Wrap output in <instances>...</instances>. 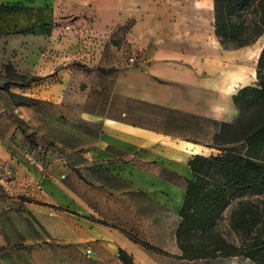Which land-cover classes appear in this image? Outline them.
Segmentation results:
<instances>
[{"label":"crops","instance_id":"0c3cea01","mask_svg":"<svg viewBox=\"0 0 264 264\" xmlns=\"http://www.w3.org/2000/svg\"><path fill=\"white\" fill-rule=\"evenodd\" d=\"M51 2L48 22L72 20L65 34L95 20L115 28L131 16L124 0ZM162 5L168 38L190 27L183 2ZM150 6L158 7L136 0L133 18H150ZM202 10L211 37L213 0H203ZM249 46L224 50H242L226 81L216 61L184 46L142 51L145 58L126 67L117 48L102 47L100 63L82 61L90 70L67 63L56 70L39 94L46 112L30 116L0 93V264H126L120 251L132 264H253L243 254L182 258L177 240L194 177L188 161L218 154L211 143L217 123L236 118L233 94L256 80ZM76 75L85 87L81 103L70 105L63 91ZM30 117L24 131L19 121Z\"/></svg>","mask_w":264,"mask_h":264},{"label":"rangeland","instance_id":"374dc122","mask_svg":"<svg viewBox=\"0 0 264 264\" xmlns=\"http://www.w3.org/2000/svg\"><path fill=\"white\" fill-rule=\"evenodd\" d=\"M148 1L156 3L158 7H147L152 16L143 21H136L133 18L136 14V0H124V9L127 10V15L131 16L118 23L117 27L111 28V24L95 20L91 23H78L77 30L81 31L65 34L64 25L72 20L56 22L46 20L52 6L51 0H0V93L6 97L11 108L21 106L30 116L33 110L46 112L51 109L49 102L40 100L39 94L40 92L44 94L49 88V79L54 76L56 70L64 67L66 63L80 69L76 64L81 65L84 59L98 64L104 56L98 53V49L102 47L117 48L126 67L134 66L142 57L145 58L142 51L164 44L180 45L192 49V55L204 62L209 59L216 61L221 66L217 71L218 79L226 81L230 78L231 70L236 66L242 50L235 52L234 56H226L224 50L237 49L232 48L235 42L225 41L224 47L216 35L211 34L210 37L204 23L203 0H173L183 2L185 14L193 16V20L188 22L189 28L185 26L182 34L178 33L172 38L165 35L167 31L162 5L169 0ZM38 18L43 21H37ZM42 25L46 26V35L38 31L40 27L43 29ZM263 43L264 31L246 48L250 68L256 67L254 57ZM130 57L134 58L133 62L129 61ZM93 80L96 81L95 77ZM255 82L256 80L250 84ZM7 84L8 89L4 90L3 87ZM84 87L83 78L76 75L72 85L63 91L68 95L67 103L80 104V95ZM233 118L232 116L230 120ZM31 121V117L25 121L21 119L19 125L27 131ZM241 148L242 144L237 143L223 146L221 149ZM242 199L257 203L258 211L264 213L263 195L246 194ZM237 206L238 200L231 201L222 211L214 229L235 244L242 242L248 244L251 240L246 238L244 232L234 231L230 226L231 211ZM258 230L264 235L262 224L258 225ZM260 264H264V261Z\"/></svg>","mask_w":264,"mask_h":264},{"label":"trees","instance_id":"16d2710c","mask_svg":"<svg viewBox=\"0 0 264 264\" xmlns=\"http://www.w3.org/2000/svg\"><path fill=\"white\" fill-rule=\"evenodd\" d=\"M213 12L214 33L224 47L225 41L235 42L232 48L250 45L264 31V0H213ZM255 78V84L241 87L232 96L236 118L217 123L211 137L218 150L237 143L242 148L195 155L188 161L194 177L187 181L177 228L182 258L243 254L253 264L264 261V235L258 232L259 224L264 230V213L258 211L257 203L242 199L246 194L264 196V43L256 61ZM3 89L7 90L8 84ZM233 200H238V206L231 211L230 226L244 232L251 240L248 244H235L214 229ZM120 258L132 264L123 251Z\"/></svg>","mask_w":264,"mask_h":264},{"label":"built area","instance_id":"2783aa9c","mask_svg":"<svg viewBox=\"0 0 264 264\" xmlns=\"http://www.w3.org/2000/svg\"><path fill=\"white\" fill-rule=\"evenodd\" d=\"M129 61H130V62H133V61H134V58H133V57H130V58H129Z\"/></svg>","mask_w":264,"mask_h":264}]
</instances>
